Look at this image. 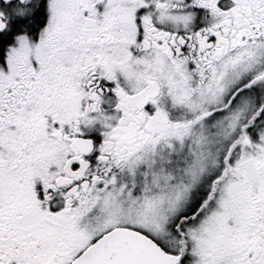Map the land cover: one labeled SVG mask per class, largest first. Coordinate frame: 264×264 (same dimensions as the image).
Instances as JSON below:
<instances>
[{
  "label": "snow or ice",
  "instance_id": "1",
  "mask_svg": "<svg viewBox=\"0 0 264 264\" xmlns=\"http://www.w3.org/2000/svg\"><path fill=\"white\" fill-rule=\"evenodd\" d=\"M0 264H264V0H0Z\"/></svg>",
  "mask_w": 264,
  "mask_h": 264
}]
</instances>
